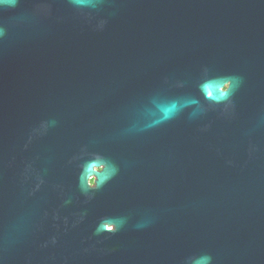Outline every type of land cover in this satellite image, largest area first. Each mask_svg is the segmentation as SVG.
I'll return each instance as SVG.
<instances>
[{"label": "water", "instance_id": "95a60500", "mask_svg": "<svg viewBox=\"0 0 264 264\" xmlns=\"http://www.w3.org/2000/svg\"><path fill=\"white\" fill-rule=\"evenodd\" d=\"M0 264H264V0L0 3Z\"/></svg>", "mask_w": 264, "mask_h": 264}, {"label": "clouds", "instance_id": "9594fccd", "mask_svg": "<svg viewBox=\"0 0 264 264\" xmlns=\"http://www.w3.org/2000/svg\"><path fill=\"white\" fill-rule=\"evenodd\" d=\"M4 0H0V3H3ZM236 87L240 86L241 80L243 79L242 77H236ZM233 88V78H229L226 79L222 85V87L220 88V95L218 97H216V100H230V96L229 94V90ZM209 95H211V93H209ZM175 109L174 108H170V109H166L165 110V117L166 118H171L174 115ZM91 171L93 173H99L104 171V168H91ZM110 172L112 175L115 174V170L114 169H110ZM110 176H105L102 178H99L101 180V182H104L105 180L109 179ZM97 181H98V177L95 174L89 175L88 179H87V184L89 187L95 188L97 186ZM107 230L108 231H115L116 230V224L115 223H109L107 224Z\"/></svg>", "mask_w": 264, "mask_h": 264}]
</instances>
